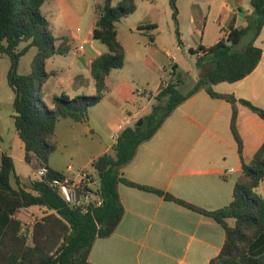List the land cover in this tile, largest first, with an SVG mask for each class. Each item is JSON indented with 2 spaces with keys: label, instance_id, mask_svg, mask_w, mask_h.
I'll list each match as a JSON object with an SVG mask.
<instances>
[{
  "label": "trees",
  "instance_id": "16d2710c",
  "mask_svg": "<svg viewBox=\"0 0 264 264\" xmlns=\"http://www.w3.org/2000/svg\"><path fill=\"white\" fill-rule=\"evenodd\" d=\"M47 0H0V53L11 60L7 81L14 92L15 130L24 144V160L37 173L43 168L48 172L41 178L21 183L17 175L14 159L2 154L0 166V238L17 240L11 252L17 253L22 262L18 264H92L89 256L95 241L109 238L115 233L125 215V207L119 195V185L125 184L154 192L168 201H173L189 209L215 219L224 228L226 239L220 254L210 264H264V253L254 255L251 248L264 233V198L257 189L264 182V143L251 163L243 164L241 176L237 179L233 200L223 209L205 211L194 205L176 199L163 191L138 185L123 176L125 167L135 158L138 148L149 141L159 131L165 121L182 103L197 92L205 89L212 97L222 98L234 106L232 130L242 153V142L237 133L236 103L234 96L221 95L213 86L219 83H236L249 76L259 65L263 50L255 46V41L264 28V0H251L253 14L246 16L247 26L235 29L230 27L227 37H223L210 47L199 45L191 50L197 56L196 66L202 74L186 94L180 90L183 78L172 79L163 85L155 95L157 104L143 119V125L125 128L113 146L114 155L104 154L94 160L92 166L99 177L96 192L103 198L101 206H92L82 211L69 205L52 184L68 177L51 165V157L57 149V123L59 119H70L84 123L89 119L90 109L103 101L108 91L107 78L114 70L125 66L126 51L119 41L117 24L134 14L138 0H121L113 6V0H104L96 7L98 15L94 28V39L108 47V52L94 60L91 74L95 82L96 94L79 95L74 98L66 94L54 96L52 107L44 101V87L55 76L47 70V62L56 56L69 54L71 47L66 40L56 38L50 28V21L42 7ZM173 20L179 44H182L179 30L177 0H170ZM233 18V21H235ZM156 25L140 28L142 31H156ZM235 36L240 43L232 45ZM152 44L155 34L149 35ZM61 41L57 46V42ZM243 41L246 43L243 45ZM24 44V47H20ZM243 45V46H242ZM32 48L37 53L31 64V71L21 74V59ZM155 53V49L153 47ZM200 52L204 54L199 55ZM153 53V55H154ZM174 78L179 71L174 67ZM126 85L115 88L121 94ZM129 89V87L127 88ZM135 93L128 95L131 99ZM130 96V97H129ZM240 103L250 108L264 120V110L246 100ZM99 174V172H98ZM16 179V185L12 183ZM40 207L45 216L33 226L32 242L28 234L18 235L21 223L14 216L21 209ZM234 219L233 226L227 223ZM3 240L0 239V245Z\"/></svg>",
  "mask_w": 264,
  "mask_h": 264
},
{
  "label": "crops",
  "instance_id": "0c3cea01",
  "mask_svg": "<svg viewBox=\"0 0 264 264\" xmlns=\"http://www.w3.org/2000/svg\"><path fill=\"white\" fill-rule=\"evenodd\" d=\"M51 1L57 7L63 2ZM222 1V11L226 15L228 26L221 28L215 43L228 36L230 27H246L245 17L251 16L254 11L251 0ZM97 19L96 13L95 24ZM95 24L90 31V37L84 40L90 47H79L81 55L73 63L77 70L75 74L69 75L68 83L65 79L59 80L52 94L46 93L44 87L43 99L48 106L52 107L56 95L69 93L70 97L74 98L85 90L96 91L91 74L92 63L107 53L108 47H99L100 41L94 39ZM181 40L182 47H154L153 60L161 75V81L150 93L141 91L140 95L134 94L129 102L132 107L126 108L119 115L106 117L107 128L111 132V143L102 145L101 152L90 158L88 168L84 170L95 172L92 166L94 160L107 153L114 155L113 146L116 140L113 137H118L127 127H134L139 119L151 113L147 111L152 108L150 109L149 105L142 107L138 97L149 96V99H155L160 88L171 81L175 73L174 67H177V71L182 69L179 53L187 48L190 52L198 49L184 47L186 39L183 34ZM245 43L246 41H243L242 44ZM200 45L205 46L203 43ZM255 46L263 50V57L249 76L236 83L223 82L213 86L216 93L234 96L238 100L235 105L236 129L242 142V153L232 130L234 106L225 99L212 97L202 89L178 106L154 137L139 146L135 158L123 170L126 179L163 191L205 211H217L232 202L235 184L242 174L243 164L251 163L264 143V120L239 102L246 100L264 110V28L255 41ZM191 54L193 55L192 52ZM164 57L170 60V67L165 64ZM194 57L197 61V56ZM49 72L55 74L52 78L58 79L61 75L58 70ZM113 72L107 78V93L115 100L110 95L115 94L116 88L110 84ZM89 121L88 119L84 124ZM67 126L77 130V125ZM87 128L90 132L94 131L89 125ZM3 153L16 160L12 152L0 145V154ZM19 161L25 162L24 153ZM50 165L68 178L78 180L79 172H73L71 167L60 168L53 162L52 157ZM31 179L33 178L29 181ZM20 181L24 184L29 182L21 178ZM13 185L15 186L16 182ZM257 193L264 198V182L258 187ZM119 195L125 207L124 218L113 235L95 241L89 256L92 264H210L211 260L220 254L226 233L215 219L137 187L120 184ZM40 211V207H30L21 209L14 216V219L21 223L18 235L28 234L29 244L32 242L33 226L41 220L38 219ZM227 223L233 226L235 220L228 219ZM0 239L3 240L0 245V264L22 262L17 258V253L13 254L10 250L17 239ZM251 253H264V233L252 246Z\"/></svg>",
  "mask_w": 264,
  "mask_h": 264
},
{
  "label": "rangeland",
  "instance_id": "374dc122",
  "mask_svg": "<svg viewBox=\"0 0 264 264\" xmlns=\"http://www.w3.org/2000/svg\"><path fill=\"white\" fill-rule=\"evenodd\" d=\"M249 1V0H247ZM121 0H113V6H118ZM104 0H63L60 7L51 0L47 1L42 11L49 19L51 31L59 40H66L71 47L69 54L56 56L48 61L47 70H58L60 77L51 78L46 84V93L52 94L61 79L67 80L71 74H75L77 66L75 59L80 57L79 47H90L84 40L90 37V31L96 20V7L103 5ZM137 11L118 24L119 41L125 48V67L114 70L110 84L112 86L124 87L121 94H111L115 100L106 93L101 105L90 109L89 123L77 124L70 119H59L57 136V149L53 153L52 160L60 168L71 167L73 172H80L88 168L89 160L102 150V145L110 144L111 132L107 128L106 117L121 114L126 108H130L128 95L135 93L140 95L141 91L150 93L156 89L160 80V73L156 70L153 60V47H182L178 42L176 26L173 20V9L170 0H138ZM222 0H177L179 9L178 22L180 33L184 35L186 44L184 47H198L201 43L205 46L214 45L221 33V28L228 26L226 15L222 11ZM156 25V31H142L140 28ZM155 34L156 43L152 44L149 35ZM61 41L57 42V46ZM99 47H107L98 42ZM24 44L20 47L22 49ZM37 53L32 48L22 57L19 72L27 74L31 71L32 61ZM182 69L183 84L180 86L182 93L186 94L193 88L196 78L202 71L196 67V58L187 48L179 53ZM165 64L169 66L170 60L164 57ZM11 65L8 55L0 53V145L15 157V167L18 176L29 181L30 178H38L31 166L26 162H20L19 158L24 153V144L15 130L13 116L14 92L7 81V74ZM197 72V73H196ZM176 76V77H177ZM174 75L172 79L176 80ZM171 79V80H172ZM66 83V84H67ZM96 91L85 90L80 95L93 96ZM70 96L71 94L66 93ZM108 95V96H107ZM130 97V96H129ZM138 102L141 106L155 105L158 101L139 96ZM152 110V109H151ZM147 111V112H151ZM139 119L138 121H140ZM137 121V122H138ZM67 125H77L74 131ZM87 125L94 131L90 132ZM88 170V169H87ZM13 184L16 179L12 178ZM45 210L38 212V219H43Z\"/></svg>",
  "mask_w": 264,
  "mask_h": 264
},
{
  "label": "built area",
  "instance_id": "2783aa9c",
  "mask_svg": "<svg viewBox=\"0 0 264 264\" xmlns=\"http://www.w3.org/2000/svg\"><path fill=\"white\" fill-rule=\"evenodd\" d=\"M80 49H84V44L80 46ZM204 53L200 52L202 56ZM114 140L118 137L114 136ZM2 163V154H0V166ZM48 172L47 168L39 170L36 175L38 178L43 177ZM233 172V170H230ZM99 184V174L97 171L91 172L88 170H82L78 174V180L67 178L65 180H57L53 182V186L56 187L62 196V198L72 207L79 208L82 211L88 210L92 206H101L103 204V198L97 194L96 188Z\"/></svg>",
  "mask_w": 264,
  "mask_h": 264
},
{
  "label": "water",
  "instance_id": "95a60500",
  "mask_svg": "<svg viewBox=\"0 0 264 264\" xmlns=\"http://www.w3.org/2000/svg\"><path fill=\"white\" fill-rule=\"evenodd\" d=\"M240 43V37L239 36H235L233 41H232V45L236 46ZM182 74H179L177 77H176V81L180 80L182 78ZM16 116L18 115V113L16 112L15 114ZM143 119H141L140 121L137 122V126H142L143 125ZM103 168L100 166L99 169H98V172H99V177L101 178L103 176Z\"/></svg>",
  "mask_w": 264,
  "mask_h": 264
}]
</instances>
